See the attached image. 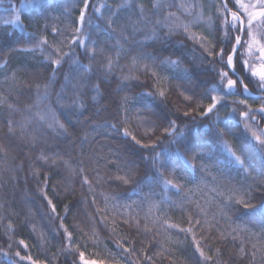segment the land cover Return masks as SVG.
<instances>
[{
	"label": "trees",
	"instance_id": "1",
	"mask_svg": "<svg viewBox=\"0 0 264 264\" xmlns=\"http://www.w3.org/2000/svg\"><path fill=\"white\" fill-rule=\"evenodd\" d=\"M45 2L57 4L59 0H11L10 4L0 6V55L4 56V59L0 60V97L5 100V103L0 105V264H12L13 261L19 264V258L14 255L16 251H20L21 255H31L39 264H66L68 257L65 255V249L68 247L75 249L76 246L78 251L86 254V258L104 260L107 264H129V261L131 264H198L193 256L192 235L200 240V246L205 255L212 257L207 264H264V254L257 252L254 258L250 255L252 251H257L252 248L253 243H256L258 248L260 246L261 242L257 237L245 238L244 247L249 255L244 257L238 255L239 239L232 244L220 238V233L245 236L243 232H233L237 226L250 228L255 233L260 231L258 217L252 220L237 219L232 212H229V218H225L217 209L223 195L227 194L228 188L240 187L244 183L243 177H222L215 171L198 175L189 169L186 174L187 179L181 183H187L191 191L179 192L175 188L167 189L165 190L167 200H163L160 195L151 198V202L156 204L153 208L141 194L133 192L130 185L108 181L96 187L93 181V190L89 191L87 185L81 182L82 177L72 171V168L62 164L59 159L55 164L49 161L48 166L36 161L41 149L46 154L49 151H58L61 152L63 159L69 160L70 163L81 160L85 168L84 174H88L95 168L100 169L101 175H104L106 170L102 158L118 147L130 161L138 164L139 171L134 175L136 179H139L146 167V162L142 159L145 153L127 138L118 137L110 129L102 128L93 133L87 143L83 142V137L92 124L103 123L105 120L116 123L113 116L125 95L130 97L127 107L132 113V120L128 126L132 131L136 130L135 112L132 111L136 107L144 108L162 125H166L173 118L174 113L170 107L160 100L151 97L147 100L139 97L135 99V93L141 91L140 88H136L133 92H118L119 72L114 73L110 80L105 82H101L98 76H93L89 84H100L99 97L93 100L92 97L96 93L91 91L89 86H85L80 95L86 110L81 114L69 111L61 115L62 122L68 128V137L53 133L37 120H33L28 126L27 133L13 125L14 134L9 135V120L22 121L28 117L29 112L25 111L26 108H31L33 112L42 111L49 105L56 108L57 97L62 89L65 99L60 103L65 106L70 104L71 100L68 98L73 97L72 84H65V76L68 75L73 83L81 79L75 67L70 68V62L64 63L49 87V98L37 105V85L48 84L52 76L51 66L43 59L44 54L39 51L33 54L4 50L10 45L17 47L16 43L21 39L27 40V33L21 31L15 24H4L3 20L11 19L19 13L22 23L26 26L29 20L35 22L34 15L40 11L37 5ZM92 2L97 6L104 2L115 5L121 0H92ZM135 2L143 4L148 9V19L152 23L142 21L135 12L125 13L119 23L128 30L126 35L129 36V44L126 47H136L132 40L133 24H138L140 28L135 35L136 41L142 40V33H147L153 28H156L162 36H168L167 28L160 29L155 24V21L162 19L168 11L175 13L178 18L177 23L190 25L189 32L197 34L198 37H207L211 44H217L214 38L217 8L212 7V0H183L186 4L198 6L194 7L191 13L173 7L158 16L151 15L155 0H135ZM227 2L231 7L232 0ZM29 3L32 5L31 8L26 5ZM222 3L221 0H215L217 7ZM68 7H72V4L69 3ZM82 7L83 5L79 3L72 7L71 17H65L60 12H56L55 15L59 17V21H51V23L58 27L69 25V31H74L75 25L72 21L79 16V9ZM198 13L202 18H197ZM105 15H107L106 12ZM209 17L212 20L211 24H209ZM98 23L102 21L93 16V24ZM32 30L28 29V31ZM87 31L93 33V38L99 36V30L87 29ZM210 31L213 35H209ZM46 35L50 43H57L59 46L55 33H46ZM65 38L71 39V36L60 37V39ZM171 39L173 42H183L188 49H194V53L191 51L186 53L188 61L193 55L198 57L201 54L200 48L196 47V41L188 37L183 29L171 33ZM110 43L114 45L116 40L112 39ZM19 47L31 48L32 45L25 44ZM68 50L66 44L62 46V51ZM147 50L152 51L153 48L149 47ZM75 51L82 63H89V59L83 56L82 49L76 48ZM108 54L111 55L110 50ZM132 54L135 55L136 52L133 51ZM101 59L100 56L97 57V61ZM120 63L127 65L128 60L121 59ZM80 72L83 74V70ZM160 73L169 74L166 69H161ZM136 75L140 76L141 81L152 83L147 76L140 73ZM173 78L180 80L194 93H199L208 83V74L199 69L195 70L191 76L176 74ZM201 83L203 86H200ZM169 96L175 104L183 107V101L175 93H169ZM249 103L253 101L250 100ZM8 104L14 105L19 111L10 113ZM255 104H259V101ZM77 120L79 123L73 127V122ZM236 127L239 126L236 125ZM142 131L143 128L140 129V132ZM105 132L108 134L104 135ZM29 134L37 137L36 144L30 143ZM156 136H162V131L156 132L151 139H155ZM234 136L241 144L250 167L257 175L264 173V157H261L252 146L247 134L237 131ZM145 142L148 141L145 140ZM190 143L191 146L206 144L217 154L219 153L218 146L211 135H194ZM114 162L115 157H112L109 164ZM37 170L38 179L33 174ZM107 170L113 171L114 176L124 174L116 173L111 168ZM88 179L92 181L93 177L89 175ZM40 188L45 189L47 198L51 200V204L55 205V213L52 211L51 204L42 198V194L38 191ZM150 191L159 194L161 188L143 187V193ZM258 202V200L253 201V203ZM197 204L208 214L207 217L196 216ZM121 205H131V207L122 208ZM190 218L193 220L199 218L202 223L206 218L208 223L203 229L196 226L193 233H182L179 229L167 226L177 224L180 229L193 227L189 222ZM66 232L72 233L74 245H69L65 239ZM20 240L28 244L27 249L19 244ZM118 244L130 249V253L122 252L117 247ZM126 255L127 259H125ZM199 264H205V261L201 258Z\"/></svg>",
	"mask_w": 264,
	"mask_h": 264
},
{
	"label": "snow or ice",
	"instance_id": "2",
	"mask_svg": "<svg viewBox=\"0 0 264 264\" xmlns=\"http://www.w3.org/2000/svg\"><path fill=\"white\" fill-rule=\"evenodd\" d=\"M10 4L11 0H0V6ZM77 3L83 7L79 9V16L72 23L75 25L74 31H69V25L58 27L51 21H59L55 15L60 12L65 17H71L72 7ZM31 8V3L26 4ZM198 5L186 4L181 0H155L152 4V16L162 15L167 9L173 7L186 13H191L194 7ZM39 13H35L34 20H29L25 26L21 20V14L17 13L11 19L3 20L4 24H15L20 27L21 31L27 33V40L21 39L13 45L7 46L4 50L23 51L27 53L41 52L43 59L48 62L52 69V76L48 84L37 85V105L41 101L49 98V87L55 80L56 73L61 70L63 64L70 62V68L75 67L77 75L81 77L75 83L66 75L65 84H72L73 97L67 106L60 103L65 99L63 89L58 95L56 108L47 106L42 111L33 112L31 108H26L29 116L22 121H8L9 135L14 134L13 125L19 127L22 132H28V126L33 120L39 121L53 133L59 136L68 137V128L61 120V115L66 112L77 114L85 111V105L82 102L81 90L89 86L90 90L96 93L92 97L96 100L101 94L100 84L90 85L89 82L93 76H98L101 82L109 81L114 73L119 72L117 77L119 84L117 91L120 93L133 92L136 88L141 91L135 93L142 100L155 98L168 105L174 113L172 119L166 125H162L154 120L151 115L142 107H136L135 112L136 130L129 128L132 120V113L128 110L129 96L122 97V103L117 107L116 114L112 120H105L103 123H94L90 126L83 137V142L87 143L88 138L99 129H110L116 136L125 137L134 145L144 150L142 159L146 162L145 170L139 179L135 178L134 173L139 171L138 164L130 161L124 153L116 147L115 151L107 153L102 159L104 161L105 174L101 175L100 169H92L88 174L81 160L69 162L64 160L61 152L49 151L47 154L43 149L40 150L36 157L37 162H43L48 166L50 161L55 164L59 159L62 164L72 168L82 177V183L87 185L89 191L93 190V181L96 187L102 186L104 182H118L124 185H130L133 192L142 195V198L150 202L151 207H156L151 202V198L160 195L163 200H167L165 190L175 188L179 192L191 191L187 183H181L187 179L189 169L192 172L202 175L206 172L215 171L222 177L234 176L243 177L244 183L240 187H230L227 194L217 209L221 216L228 217L232 212L237 219L259 218V233L252 232V229L244 227L233 229V232L245 233V236L232 235V233H220V238L228 243L235 244L239 239L240 246L238 255L244 257L249 255L244 247V241L247 236H254L259 239L260 246L252 244L253 249L251 257H255L257 252L264 254V173L257 175L250 167L242 146L237 142L234 133L243 131L247 134L252 142V146L264 157V0H232L231 7L228 3L223 2L219 7L216 6L215 0H212V7L217 8V21L215 23L216 34L214 38L216 45L211 44L207 37H198L197 34L189 32L190 25L177 23L175 13L168 11L162 19H157L155 24L158 28H167L169 35L162 36L156 28L147 33H142L143 39L136 41L135 35L140 31L138 24L132 25V40L136 47H126L129 44L128 31L119 22L125 13L135 12L142 21L152 23L148 19V9L143 4H137L135 0H121L120 3L111 5L107 2L93 3L92 0H59L57 4L47 2L38 4ZM91 9V14H89ZM105 12L107 15H105ZM93 16L102 23L93 24ZM197 18H202L197 14ZM41 21L43 23L41 24ZM212 23L209 17V24ZM33 29L28 31V29ZM87 29L99 30V36L93 38V33ZM178 29H183L184 33L192 40L196 41V47H199L201 54L194 56L190 61L186 58V53L194 49H188L183 42H173L171 33ZM46 33H55L58 39L57 43H50ZM209 35H213L210 31ZM71 36V39H60V37ZM112 39L116 40L113 45ZM151 42V43H147ZM159 42V43H157ZM30 44L31 48L19 47L20 45ZM67 45L68 51H62V46ZM153 48L148 51L147 48ZM76 48L82 49V54L89 59L88 64H84L78 58ZM109 50L111 55L108 54ZM136 54L133 55L132 52ZM102 59L97 61V57ZM58 57V58H57ZM4 56L0 55V60ZM121 59H127V65H121ZM219 65V66H218ZM161 69H166L168 75H162ZM202 70L208 74V83L199 93H194L187 89L180 80L174 79L176 74L191 76L195 70ZM80 70H83V75ZM147 76L152 83L148 84L141 81L140 76ZM167 85V86H165ZM41 89H43L41 91ZM169 93H175L182 101L183 107L175 104L169 96ZM245 94H247L245 96ZM236 97V99H232ZM253 103H249V101ZM259 101V104H255ZM4 98L0 97V105L4 104ZM137 104V103H136ZM9 112L19 111L14 105L8 104ZM79 121L73 122V127ZM238 125L239 127H236ZM143 131L140 132V129ZM162 131V136H155L156 132ZM108 133L105 132L104 135ZM194 135L209 136L213 138L218 146L219 153L210 149L206 144L191 146V139ZM31 144L38 142L37 137L29 134ZM145 140L148 142L146 143ZM147 153V155H146ZM67 154V153H65ZM115 157V162L111 165L109 161ZM31 165V161L29 162ZM75 164V167H73ZM123 172V175H113ZM234 173V175H233ZM34 176L38 179V170L34 171ZM89 175L93 180L88 179ZM215 180V177H214ZM151 181V183H147ZM239 183V180L237 179ZM46 183V182H45ZM225 186L226 185H222ZM143 187L161 188L159 194L155 192L143 193ZM42 198L51 204L47 198L44 188L38 189ZM112 199H116L112 197ZM108 198H105L107 202ZM259 201L253 203V201ZM115 206V205H114ZM52 211L55 213V205L51 204ZM122 208H130L131 205H121ZM183 209V204H181ZM196 216L207 217L203 208L196 205ZM123 214V213H122ZM215 216V214H213ZM193 227L180 229L177 224L167 225L169 228L179 229L182 233H193L194 228L199 226L204 228L208 223L207 219L201 222L199 218L189 219ZM66 231V230H65ZM194 244L193 256L198 264L201 258L207 264L212 260L211 256L205 255L200 246V240L192 235ZM65 239L69 245H74L71 232H66ZM203 239V237H202ZM24 249L28 244L24 240L19 241ZM117 247L124 253L129 254L130 249L118 244ZM78 252V256H77ZM219 252V249H217ZM15 257L19 258V264H39L31 255H21L20 251L15 252ZM65 255L68 257L66 264H107L104 260L88 259L83 251L76 248L68 247L65 249ZM74 257V258H73ZM128 256H125L127 259ZM150 260V258H149ZM12 264H17L13 261ZM131 264V261H129Z\"/></svg>",
	"mask_w": 264,
	"mask_h": 264
},
{
	"label": "water",
	"instance_id": "3",
	"mask_svg": "<svg viewBox=\"0 0 264 264\" xmlns=\"http://www.w3.org/2000/svg\"><path fill=\"white\" fill-rule=\"evenodd\" d=\"M221 2H225V0H221ZM226 2H227V0H226ZM228 3V2H227ZM228 5H229V3H228ZM230 7V6H229Z\"/></svg>",
	"mask_w": 264,
	"mask_h": 264
},
{
	"label": "clouds",
	"instance_id": "4",
	"mask_svg": "<svg viewBox=\"0 0 264 264\" xmlns=\"http://www.w3.org/2000/svg\"><path fill=\"white\" fill-rule=\"evenodd\" d=\"M200 86H203V84L201 83V85Z\"/></svg>",
	"mask_w": 264,
	"mask_h": 264
},
{
	"label": "rangeland",
	"instance_id": "5",
	"mask_svg": "<svg viewBox=\"0 0 264 264\" xmlns=\"http://www.w3.org/2000/svg\"><path fill=\"white\" fill-rule=\"evenodd\" d=\"M247 95V94H246Z\"/></svg>",
	"mask_w": 264,
	"mask_h": 264
}]
</instances>
